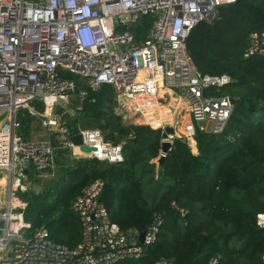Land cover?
<instances>
[{"label":"built area","instance_id":"2783aa9c","mask_svg":"<svg viewBox=\"0 0 264 264\" xmlns=\"http://www.w3.org/2000/svg\"><path fill=\"white\" fill-rule=\"evenodd\" d=\"M236 1L0 0V114L7 113L0 122V171L6 172L11 182L7 212L0 214L6 225L0 237V264H118L146 258L147 249L159 235L162 215L156 214L141 243L142 233L124 231L113 222L101 202L102 179L88 184L73 202L82 230L78 246L69 249L53 242L46 229L27 237L32 225L23 216L26 205H16L13 200L18 191L30 189L22 183L21 169L33 165L38 176H45L55 167L56 147L50 137L48 142L24 139L17 116L25 110L44 127L56 128L61 147L70 149L73 158L123 163V145L107 141L100 129L74 133L53 116L58 104L72 96L78 79L93 90L112 86L127 110L129 124L157 129L153 122L166 105L174 104L168 117L188 113L194 125L187 124L179 138L174 133L162 135L163 143L184 138L195 147L197 132L222 133L234 105L229 96L217 93L234 81L226 75L199 71L187 41L198 23L215 20L221 6ZM148 16L153 18L152 28L138 41L132 29ZM247 56H264V32L250 36ZM35 102L44 106V113L35 108ZM133 118L138 122L131 121ZM166 128H160L162 134ZM76 134L95 151L83 153L72 142ZM176 210L186 215L184 209ZM258 226L264 230V214L259 215ZM155 264L173 263L164 259Z\"/></svg>","mask_w":264,"mask_h":264},{"label":"trees","instance_id":"16d2710c","mask_svg":"<svg viewBox=\"0 0 264 264\" xmlns=\"http://www.w3.org/2000/svg\"><path fill=\"white\" fill-rule=\"evenodd\" d=\"M152 25V17H143L132 29L136 39L146 38ZM254 32H264V0L223 5L215 20L200 22L192 31L187 44L193 62L203 74L231 78L234 82L217 94L238 101L222 133L197 132V154L176 138L160 167L163 130L124 122L114 114L117 94L112 86L93 90L76 79L72 95L85 94L79 116L107 141L122 144L125 160L111 164L72 157L71 164L59 156L54 181L41 191H18L27 203L23 216L30 231L46 229L53 242L69 249L78 246L82 230L73 202L88 184L102 179L101 202L122 230L143 233L156 214L163 217L146 258L118 264L164 259L173 264H264V230L258 226L264 214V56H247ZM27 113L17 119L19 134L29 140L35 118ZM38 177L30 179L43 181Z\"/></svg>","mask_w":264,"mask_h":264},{"label":"rangeland","instance_id":"374dc122","mask_svg":"<svg viewBox=\"0 0 264 264\" xmlns=\"http://www.w3.org/2000/svg\"><path fill=\"white\" fill-rule=\"evenodd\" d=\"M115 99L117 102V106L115 108L114 114L116 116L120 117L121 120H123L124 122L128 123L127 122L128 120L126 119L127 115H128L127 110L122 108L121 104L119 103V99H118L117 95H116ZM81 102H82L81 95L80 96L79 95H72L69 98V100L66 101V103L60 102L58 104L56 109L53 111V116L57 119V122L60 123L61 126H66L69 129H74V128H78L79 130L94 129L93 127L86 126V123L83 121V115L79 116V113L82 110ZM33 105L35 106V108L40 113H44V106L41 105L39 102H35ZM24 112H27V111L24 110L20 113H24ZM3 114H5L7 117V113H3ZM3 114H0V116ZM78 116H79V119H78ZM34 118H35V120L31 123L32 125L30 127L31 138L33 140H38L41 142H44V141L48 142V138L50 137L51 141L53 142L54 146L56 147L55 159H54V161H55L54 166L55 167L52 170H50L48 173H46L45 176H39L38 177V178L42 179L43 181H40L36 184L34 182H32V185L30 184V189H35L37 191H39V190L41 191L44 187L49 185L50 182L54 181V179L57 178L56 176H57V172L59 170V161H57L58 157L64 156L65 162L67 160L71 162L73 158L71 156L72 154H71L70 149H63V147H61L62 142H60L59 134L56 132V128H52V129L46 128L43 126L41 120L38 117H34ZM136 118H138V117H136ZM136 118H133L131 121H134L135 123L138 122V121H136ZM76 119H77V121H75ZM129 122H130V119H129ZM181 124H182V122H181ZM195 127L198 128L197 124H195ZM181 139H184V138H181ZM190 148L194 154H197V152H198L197 145L195 147H190ZM71 164H74V161H72ZM61 166H64V164ZM2 175L3 174H0V176H2ZM23 179H22V181H23L22 183H31V181L29 182L28 180H26V179L23 180ZM30 189H28V192ZM26 192L23 191L22 193H26ZM17 194H18V192H17ZM17 194L15 196V199L21 200ZM15 199H13V200H15ZM20 202L25 204L27 207L26 202H24L23 200H21ZM17 204H20V203H17ZM18 211H20V208L17 209L15 212H18ZM4 226H5V223H0L1 229H4ZM32 233L33 232L29 231L26 234L27 237H31Z\"/></svg>","mask_w":264,"mask_h":264},{"label":"crops","instance_id":"0c3cea01","mask_svg":"<svg viewBox=\"0 0 264 264\" xmlns=\"http://www.w3.org/2000/svg\"><path fill=\"white\" fill-rule=\"evenodd\" d=\"M173 106L174 104L172 106L171 105L161 106V109H160L161 115H159V113L157 112L156 117L158 118L156 119V121L153 122V125L157 129H160L163 125H166L172 128L174 130L175 136L179 138L180 136H182L184 128L187 124H191V125H194V124H193V120L191 119V116L185 112L177 113L176 115H174V117H168L167 111ZM86 158H77V159H86ZM21 170L23 172L24 179L28 180L29 182L31 181L30 178L32 176L35 177L37 175V172L31 168V165L24 166ZM0 174H3L2 176H0V214H1V213L7 212V207H8L7 205L9 203V197H8L9 192L8 191L11 188V182L9 181L8 174L6 172L0 171ZM27 184H29V186L30 184L32 185V181L31 183H27ZM16 201H19V203H21L20 202L21 200L19 199H17ZM16 201H14V203L17 205ZM0 223H5V222L3 220H0ZM5 226H4V229L0 228V237L4 235Z\"/></svg>","mask_w":264,"mask_h":264},{"label":"water","instance_id":"95a60500","mask_svg":"<svg viewBox=\"0 0 264 264\" xmlns=\"http://www.w3.org/2000/svg\"><path fill=\"white\" fill-rule=\"evenodd\" d=\"M230 100H231V103L234 106L236 105V103L238 101L237 99H234V98H230ZM5 118H6V115L5 114L1 115L0 116V122H2ZM199 125L204 126L205 125V122H200ZM173 133H174V130L172 128L168 127V128H166V131L163 133V136L166 137L167 134H173ZM72 142H74V144L76 146H79L81 148V151L83 153H85V154L86 153L87 154H90L91 152L95 151V148L90 147V146H87V145L85 146L83 144L82 137H81L80 134L74 135L72 137ZM171 148H172V143H170V142H164L162 144V152H163V154H162V156L159 157L160 159L158 160L159 167L162 166V163L165 160V156L170 151ZM140 241H141V243H144L145 242V234L144 233H142V235L140 237Z\"/></svg>","mask_w":264,"mask_h":264},{"label":"bare ground","instance_id":"6f19581e","mask_svg":"<svg viewBox=\"0 0 264 264\" xmlns=\"http://www.w3.org/2000/svg\"><path fill=\"white\" fill-rule=\"evenodd\" d=\"M16 203H19V201H16Z\"/></svg>","mask_w":264,"mask_h":264}]
</instances>
